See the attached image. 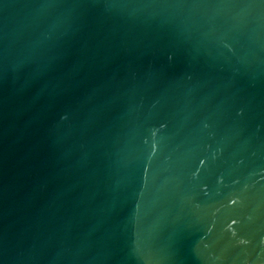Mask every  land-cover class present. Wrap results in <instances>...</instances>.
Wrapping results in <instances>:
<instances>
[{
    "label": "water",
    "instance_id": "water-1",
    "mask_svg": "<svg viewBox=\"0 0 264 264\" xmlns=\"http://www.w3.org/2000/svg\"><path fill=\"white\" fill-rule=\"evenodd\" d=\"M0 264H264V0H0Z\"/></svg>",
    "mask_w": 264,
    "mask_h": 264
}]
</instances>
